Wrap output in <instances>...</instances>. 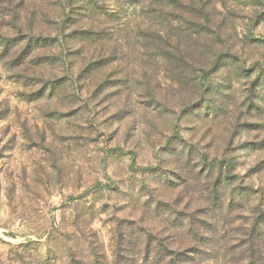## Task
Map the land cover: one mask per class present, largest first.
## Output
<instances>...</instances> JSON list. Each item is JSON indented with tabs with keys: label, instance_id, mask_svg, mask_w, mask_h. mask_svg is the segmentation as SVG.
Wrapping results in <instances>:
<instances>
[{
	"label": "rangeland",
	"instance_id": "374dc122",
	"mask_svg": "<svg viewBox=\"0 0 264 264\" xmlns=\"http://www.w3.org/2000/svg\"><path fill=\"white\" fill-rule=\"evenodd\" d=\"M0 264H264V0H0Z\"/></svg>",
	"mask_w": 264,
	"mask_h": 264
}]
</instances>
